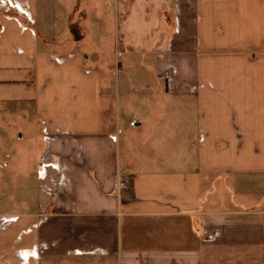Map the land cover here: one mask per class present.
I'll return each instance as SVG.
<instances>
[{
    "label": "crops",
    "instance_id": "crops-1",
    "mask_svg": "<svg viewBox=\"0 0 264 264\" xmlns=\"http://www.w3.org/2000/svg\"><path fill=\"white\" fill-rule=\"evenodd\" d=\"M116 2L164 84L124 143L108 73L0 0V262L264 264V0Z\"/></svg>",
    "mask_w": 264,
    "mask_h": 264
},
{
    "label": "rangeland",
    "instance_id": "rangeland-1",
    "mask_svg": "<svg viewBox=\"0 0 264 264\" xmlns=\"http://www.w3.org/2000/svg\"><path fill=\"white\" fill-rule=\"evenodd\" d=\"M118 16L116 0H37L36 27L51 40L54 38L55 45L80 42L76 49L90 55L91 66L108 73L109 82L105 84L111 87L115 96V107L109 120L113 121L114 129L119 131L124 143L128 136L142 138L144 127L134 125V115L143 117L145 109L158 106L149 96L162 91L164 84L157 79L156 57L149 49L143 23L135 21L127 27L138 37V42L133 39L127 42L122 36L123 33L128 35L126 27ZM75 28L79 39L73 33ZM117 114L119 120L115 119ZM14 133L18 136L17 128ZM132 145L134 153H144L145 147L138 142ZM7 201L6 204L5 200L0 202V206L8 211L15 205L23 206L19 198L14 202ZM6 210L0 209V213H6ZM40 264L55 263L42 258Z\"/></svg>",
    "mask_w": 264,
    "mask_h": 264
},
{
    "label": "water",
    "instance_id": "water-1",
    "mask_svg": "<svg viewBox=\"0 0 264 264\" xmlns=\"http://www.w3.org/2000/svg\"><path fill=\"white\" fill-rule=\"evenodd\" d=\"M73 33L75 34V36H76V38L77 39H79L80 38V36L78 35V33H77V29L75 28V29H73Z\"/></svg>",
    "mask_w": 264,
    "mask_h": 264
}]
</instances>
